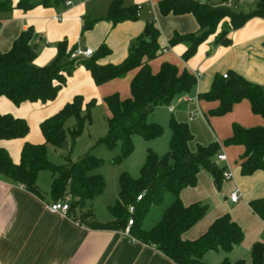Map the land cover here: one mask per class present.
Instances as JSON below:
<instances>
[{"label":"trees","instance_id":"obj_1","mask_svg":"<svg viewBox=\"0 0 264 264\" xmlns=\"http://www.w3.org/2000/svg\"><path fill=\"white\" fill-rule=\"evenodd\" d=\"M64 3L65 0H17L14 5L13 0H0V24L5 18L3 16L13 8L30 10L37 5L50 7ZM158 4L163 15L191 13L199 24L197 32H175L169 40V46L185 44L183 60L189 59L196 52L197 46L215 33L220 24L221 30L216 33L215 43L226 46L231 43L228 37L230 28L236 29L255 16L264 18V0H259L249 11L197 0H160ZM109 6L103 18L113 24L138 17L139 7L136 5L125 6L121 0H112ZM225 17L229 18L228 23L224 22ZM97 19L86 20L83 30L91 28ZM33 35L32 28L21 31L12 46L0 52V96L7 97L16 105L22 101L53 100L77 66L88 69L96 85L122 78L129 70L138 69L130 80V98L120 99L116 92L103 97L110 116L107 118V132L97 143H102L108 149L120 145V154L117 159L111 160L113 163L132 153L134 134L144 140L161 137L164 128L156 122L148 121L149 114L157 106H169L178 95L189 93L197 84V77L193 73L187 69L180 71L169 62H162L160 70L152 72L148 62L161 52L159 31L153 20L147 21L143 33L131 42L127 57L114 64L99 62L111 53L105 43H101L90 57L80 58L71 57L75 47L68 48L67 42L61 41L57 44V55L50 64L35 66ZM198 96L201 100L218 101L215 108L208 110L210 115L224 116L235 103L247 99L252 113L264 118V89L235 72L227 73V77L215 76L207 92L199 93ZM95 104V99L86 101L82 96L74 95L68 103L40 122L44 142L33 144L25 141L18 163H14L7 150L0 147V176L44 198L37 177L41 170H47L52 178L48 190L50 201L56 202L63 199L64 195H69L67 214L73 216L74 220L93 229L125 231L127 221L131 218L133 224L128 228L129 236L155 246L176 264H207L202 257L208 250L228 252L233 245L242 242V229L228 213L216 217L197 239H184L181 234L199 221L208 206L199 202L184 205L180 192L185 187L195 186L197 173L202 169L211 173L215 187L219 188L224 169L217 165L214 157L222 145H243L240 162V172L243 174H252L257 169L264 170V125L245 127L232 123V134L222 144L216 141L208 145L197 144L196 150L192 151L189 142L193 134L190 127L186 122L171 116L168 121L171 130L169 149L159 155L148 148L139 176L132 177L126 171L118 175V199L108 206L112 219L102 223L95 219L93 209H84L102 194L105 187L104 177L93 172L102 165L103 159L88 152L78 160H71L67 155L63 163H53L48 158L46 147L47 144L60 147L69 140L70 153L85 124L92 122L90 112ZM70 117L75 118V123L66 130L65 123ZM28 131L29 125L25 118L0 112V139L23 138ZM167 192L174 195V200L153 227L144 229L142 220L151 205L160 204ZM141 193L143 195L138 200L137 195ZM249 203L252 211L264 221V196ZM128 205L134 207L132 213H129ZM250 249L251 264H264V244L255 242ZM222 264H245V261Z\"/></svg>","mask_w":264,"mask_h":264},{"label":"crops","instance_id":"obj_2","mask_svg":"<svg viewBox=\"0 0 264 264\" xmlns=\"http://www.w3.org/2000/svg\"><path fill=\"white\" fill-rule=\"evenodd\" d=\"M71 1L70 5L65 3L50 7L37 5L30 10L13 8L3 16L5 18L0 24V52L8 50L21 31L32 28L34 32L32 44L36 49V58L33 62L35 66L50 64L57 55V44L61 41H66L68 48L87 47L93 50L101 43H105L111 53L102 57L99 62L119 63L127 57L131 42L143 33L146 22L153 20L159 31L158 42L161 52L148 62L152 72L157 73L162 62H169L180 71L187 69L193 73L197 77V84L189 93L178 95L169 106H157L151 113L157 108L164 107L174 117L177 107L185 104L186 114L180 113L176 119L187 123L193 134L190 142H195L196 145L207 144L210 141L222 144V141L232 134V123L245 127L264 125V118L252 113L247 99L235 103L224 116H214L210 115L208 110L215 108L218 101H205L198 96L199 93L207 92L215 76L231 72L240 74L264 89L263 17L255 16L236 29L230 28L228 37L231 43L226 46L215 43L216 33L221 30L220 24L215 33L197 46L196 52L189 59L183 60L185 44L169 46L168 43L175 32L183 34L199 30V24L191 13L163 15L159 9L160 0H121L125 6H138V17L135 20L113 24L103 18L112 0ZM197 1L214 5L223 4V0ZM16 2L17 0H13L14 5ZM258 2L259 0H236V5L243 7V11H249ZM93 19H97L93 26L83 30L85 21ZM224 22L228 23V20L224 19ZM74 69L68 76L65 86L53 100L22 101L20 105H16L7 97L0 96V112L23 117L29 125V133L23 138L0 139V147L7 150L14 163L20 160L21 147L25 141L33 144L44 142L43 133L39 128L40 122L68 103L74 95L78 94L86 101L97 99V106L103 104L106 116H110L102 98L115 91L119 93L120 99L128 97L130 80L138 70H129L122 78H114L96 85L90 71L84 66H77ZM195 110L201 113L199 120L202 129L195 127V121L188 117L190 112ZM183 115H186L187 119L183 118ZM187 120H190L189 124ZM204 122L207 126L203 125ZM170 135L171 130L169 132L165 129L161 137L149 139V148L159 155L163 154L169 149ZM66 143L68 145L69 142ZM190 149L192 150L191 143ZM243 151L244 147L241 144L221 146L219 152L223 153L226 159L217 161L214 157L215 161L220 168L229 169L232 176L223 179L219 188L215 187L211 173L202 169L197 173L195 186L185 187L180 192V199L184 205L199 202L208 206L199 221L181 234L184 239H197L216 217L227 213L241 227L244 234L242 242L233 245L228 252L214 249L205 252L202 260L207 264L237 260L251 264L252 244L259 241L264 244V221L252 211L249 203L264 196V170L257 169L248 175L240 172ZM45 171L47 170H41L37 177L38 187L44 198H39L19 184L0 176V264H176L155 246L134 240L125 231L93 229L74 220L69 214L50 211L47 208V204L51 202L49 188L43 186L47 182ZM48 178L51 184L50 173ZM236 190L239 197L233 202L230 200V194ZM118 195L119 192L101 199L99 195L88 203L84 210L93 209L95 219L99 222L109 221L112 216L108 206L118 199ZM173 200L168 197L165 204L162 201L163 204L160 203L162 206H159L153 215L151 213L154 211V205H151L142 220V227L146 230L153 227ZM105 210L108 214H105ZM149 215L150 223L147 224L145 221Z\"/></svg>","mask_w":264,"mask_h":264},{"label":"rangeland","instance_id":"obj_3","mask_svg":"<svg viewBox=\"0 0 264 264\" xmlns=\"http://www.w3.org/2000/svg\"><path fill=\"white\" fill-rule=\"evenodd\" d=\"M244 10L243 7H241L239 4L236 5L235 10ZM225 20L229 21L228 17H225ZM130 89V86H129ZM116 93H118L117 91H115ZM131 95V92H130ZM130 95L128 97H124L122 99H128L130 98ZM118 96L120 97L119 93ZM103 99V98H102ZM97 102V99H95ZM104 100V99H103ZM186 109V105L182 104L180 106L177 107V110L175 112V116L174 118L176 119V117H179L177 115L181 114H186L185 112ZM91 110H93V114L90 115L92 116L93 121L91 123H88L84 126L83 128V132L82 134L76 139V141L74 142V144L72 145V150L70 151V153H68L69 151V146H70V142L68 140V148H64V147H57V146H52L50 144H47L46 147H48V158L50 159V161H52L53 163H63L65 161V157L67 155H69V158H71L72 160H78L81 157L85 156L86 153L90 152L93 155H95L96 157L102 158L103 159V163L102 165L93 170L94 173H99L102 177H104L105 180V189H103L102 194H100L101 196L99 197V199H101L102 197H105L107 195H116L118 194V178H119V174L122 171H126L128 174H130V176L132 175V177H137L139 176V170L142 166V164L145 162V156L147 153V149L150 147V141L149 140H144L140 135L138 134H134L132 137L133 140V145H134V150L132 151V153L127 156V157H121V159L119 160V162L117 163H113L111 160L113 159H117V157L120 154V145L117 144V146L113 149H108L106 146H104L102 143H97V140L100 139V137L104 136L107 132V116L104 112V105L103 104H99L95 107H93ZM194 114V115H193ZM193 115V116H192ZM171 117V115L168 113L167 108L161 107V108H157L154 110L153 113H150L147 120L151 121V122H156L158 123L161 127L165 129H168V131L170 132V129L168 127V121L169 118ZM183 118H186V115L182 116ZM188 117H190V119H193V122L195 121V127H197L198 129H202V125L199 119H201V113L198 110H195L193 112H190V114L188 115ZM187 119V118H186ZM177 120V119H176ZM188 124L190 123V120H187ZM75 123V118L74 117H70L66 123H65V128L66 130H68L69 128H71ZM205 126H207V123L204 122ZM161 140V138H159ZM212 142V141H210ZM209 142V143H210ZM191 143V148L192 151L196 150V143L195 142H190ZM199 143V142H197ZM207 144H203L200 143L202 145H208ZM152 151H154L152 148H150ZM44 173H46V177H47V182L46 185H43L47 188L50 187V183H49V178H48V171H45ZM67 195V194H66ZM64 195V197L66 196ZM99 196V195H98ZM174 199L173 195L171 193H165L164 195V200L163 203L168 199ZM64 199V198H63ZM166 199V200H165ZM161 203V204H163ZM154 205L153 210L152 211V215L155 213L156 210H158L157 208L159 206L162 205ZM165 204V203H164ZM108 214L107 210H105V214ZM150 216L147 218V220L145 221L147 224H149V219Z\"/></svg>","mask_w":264,"mask_h":264},{"label":"built area","instance_id":"obj_4","mask_svg":"<svg viewBox=\"0 0 264 264\" xmlns=\"http://www.w3.org/2000/svg\"><path fill=\"white\" fill-rule=\"evenodd\" d=\"M71 0H65V4L66 5H70L71 4ZM223 4L235 9L236 8V0H223ZM94 50L92 48H87V47H82V48H75L72 52H71V57H80V58H88L93 54ZM223 77H227V73H222ZM169 110H171V108H169ZM215 158L217 161H225L226 157L223 153L218 152L215 155ZM223 179H228L232 176V173L230 172L229 169H225L223 172ZM143 195V193L137 195V199H141V196ZM239 194H238V190L233 191L230 194V200L235 202L238 200ZM70 201V196L66 195L64 197V199H60V200H56V202H50L49 204H47V208L52 211V212H60L62 214H67L68 212V203ZM128 211L129 213H132L134 211V207L132 205H128ZM128 225L125 228V232L128 233V228L131 224H133L132 219L129 218L128 219Z\"/></svg>","mask_w":264,"mask_h":264},{"label":"water","instance_id":"obj_5","mask_svg":"<svg viewBox=\"0 0 264 264\" xmlns=\"http://www.w3.org/2000/svg\"><path fill=\"white\" fill-rule=\"evenodd\" d=\"M61 147L68 148V147H67V143H66V142H63V143L61 144Z\"/></svg>","mask_w":264,"mask_h":264}]
</instances>
